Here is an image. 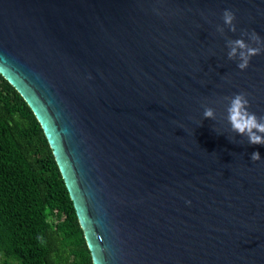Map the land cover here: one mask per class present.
Segmentation results:
<instances>
[{"label": "water", "instance_id": "1", "mask_svg": "<svg viewBox=\"0 0 264 264\" xmlns=\"http://www.w3.org/2000/svg\"><path fill=\"white\" fill-rule=\"evenodd\" d=\"M242 32L264 41V0H0V73L93 264H264V145L226 119L237 93L264 117V51L245 70L227 56Z\"/></svg>", "mask_w": 264, "mask_h": 264}, {"label": "trees", "instance_id": "2", "mask_svg": "<svg viewBox=\"0 0 264 264\" xmlns=\"http://www.w3.org/2000/svg\"><path fill=\"white\" fill-rule=\"evenodd\" d=\"M0 264H93L40 123L1 73Z\"/></svg>", "mask_w": 264, "mask_h": 264}, {"label": "clouds", "instance_id": "3", "mask_svg": "<svg viewBox=\"0 0 264 264\" xmlns=\"http://www.w3.org/2000/svg\"><path fill=\"white\" fill-rule=\"evenodd\" d=\"M224 25L230 31L235 32L236 27L233 23L235 14L231 10H224L222 14ZM217 31L221 34L224 28L218 26ZM247 36L251 42H246L245 39L228 40L227 53L229 60H238L237 67L240 70H245L250 63L251 57L260 54L264 51V41L255 33L242 32V37ZM252 44L257 45L253 47ZM228 100L227 121L231 126V130L240 136L247 137L248 143L252 145H264V117H258L255 113L250 112L249 101L245 93H237L232 97H226ZM203 116L205 119L215 120V111L211 107H205ZM261 159L259 152L251 153V160L258 161ZM43 242L42 238H38Z\"/></svg>", "mask_w": 264, "mask_h": 264}]
</instances>
